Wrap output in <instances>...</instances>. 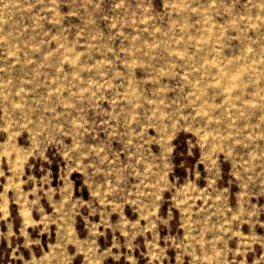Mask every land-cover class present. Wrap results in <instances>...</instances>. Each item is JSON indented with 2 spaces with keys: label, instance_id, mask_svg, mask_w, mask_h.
I'll return each mask as SVG.
<instances>
[{
  "label": "rangeland",
  "instance_id": "rangeland-1",
  "mask_svg": "<svg viewBox=\"0 0 264 264\" xmlns=\"http://www.w3.org/2000/svg\"><path fill=\"white\" fill-rule=\"evenodd\" d=\"M0 177V264H264V0H0Z\"/></svg>",
  "mask_w": 264,
  "mask_h": 264
},
{
  "label": "crops",
  "instance_id": "crops-1",
  "mask_svg": "<svg viewBox=\"0 0 264 264\" xmlns=\"http://www.w3.org/2000/svg\"><path fill=\"white\" fill-rule=\"evenodd\" d=\"M4 182H2V179H1V177H0V184L2 185V187H1V189H0V194L4 191L3 190V188H4V184H3ZM5 193L9 196V198L10 197H12L13 199H14V195H15V190L14 189H12V190H10V191H8V190H6L5 191ZM1 199V198H0ZM12 202H13V200H12ZM4 206H7L8 208V210H7V216L9 215V213H10V209H9V204L8 203H4ZM11 212L13 213V211H12V209H11ZM1 214V213H0ZM0 218H2V216H0ZM0 230H1V226H0ZM15 230V229H14ZM100 238V241L103 243L104 241H105V239H106V237H99ZM11 239V238H10ZM1 240V239H0ZM9 241V240H8ZM6 242V241H5ZM9 242H7V243H5L6 244V246H8L9 247V245L10 244H8ZM106 243H104V245H105ZM0 245H1V241H0ZM108 244H106L105 246H103V247H106ZM0 248H1V246H0ZM140 249H143V247H140L139 248V250ZM135 252H137L138 253V250H136ZM170 254V259L169 260H166V259H163L162 260V262L161 263H159V264H175V261H174V253L173 252H170L169 253ZM10 256V255H9ZM79 259L80 258H78L77 259V261L79 262ZM122 260H120L119 262H117V264H119V263H121V264H123L124 262H121ZM6 262V261H5ZM151 263H156L155 261L154 262H150V260H146L145 261V259L142 257V260L140 261V264H151ZM101 264H116L115 263V261L112 259V258H109V257H107V258H105V259H103L102 260V262H101Z\"/></svg>",
  "mask_w": 264,
  "mask_h": 264
}]
</instances>
